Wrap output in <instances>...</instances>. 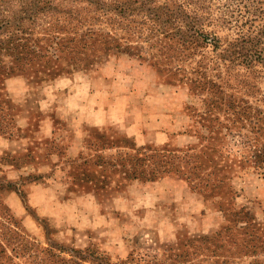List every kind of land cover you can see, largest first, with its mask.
I'll list each match as a JSON object with an SVG mask.
<instances>
[{
	"label": "rangeland",
	"instance_id": "1",
	"mask_svg": "<svg viewBox=\"0 0 264 264\" xmlns=\"http://www.w3.org/2000/svg\"><path fill=\"white\" fill-rule=\"evenodd\" d=\"M208 1L225 18L223 30L203 27L220 38L215 47L182 49L173 40L165 53L143 37L62 30L0 52V264H264V57L246 67L235 55L244 34L264 48V0ZM105 65L142 93L145 116H163L142 129L143 144L113 127L90 129L85 161L67 164L62 182L70 192L93 191L109 175L122 188L96 196L106 225L67 227L29 207L27 185L49 174L23 143L41 142L35 128L39 109L51 108L48 86L74 73L95 77ZM136 153L158 164H145L147 176L178 172L126 184L120 164ZM116 193L136 209L113 211Z\"/></svg>",
	"mask_w": 264,
	"mask_h": 264
},
{
	"label": "crops",
	"instance_id": "2",
	"mask_svg": "<svg viewBox=\"0 0 264 264\" xmlns=\"http://www.w3.org/2000/svg\"><path fill=\"white\" fill-rule=\"evenodd\" d=\"M115 72L105 65L95 77L74 73L48 86L52 94L49 97L46 93V100H49L51 108L39 109L35 128L36 137L41 142L33 145L27 140L23 143L25 147L31 145L35 160L42 163L38 171L42 175L49 174L27 185V203L39 216L65 223L67 227L81 224L101 227L107 224L109 219L102 215L93 191L79 189L70 192L69 183L62 182L66 179V165L85 161L83 154L87 150L90 129L108 132L109 127H113L132 136L136 143L139 142L137 144H143L145 135L142 129L151 131L153 124H157V117L163 116L162 113L145 116L141 105L142 93L136 87L131 90L129 85H121ZM21 126L25 127L26 122L23 121ZM27 128L30 127L27 125ZM9 142L6 140V145ZM51 146L53 151L48 152ZM128 187L138 192L141 185L133 183ZM15 197L9 194L7 198ZM110 204L118 213L136 209L135 202L127 200L123 193H116ZM26 218L29 219L26 221L28 224L35 225L32 218L28 215Z\"/></svg>",
	"mask_w": 264,
	"mask_h": 264
},
{
	"label": "trees",
	"instance_id": "3",
	"mask_svg": "<svg viewBox=\"0 0 264 264\" xmlns=\"http://www.w3.org/2000/svg\"><path fill=\"white\" fill-rule=\"evenodd\" d=\"M210 25L225 29V18L213 16L208 0H0V52L12 54L17 45L38 34L62 30H83L90 34L89 39L102 34L120 39L143 37V42H149L157 51L165 53L174 51L173 40L182 49L192 45L215 47L220 42L216 32L210 35L203 30L204 26ZM239 38L235 55L241 58L242 64L248 67L264 57V48L252 43L256 38L250 34ZM246 42L249 44L245 45ZM228 107L231 105L227 104ZM32 150L28 148L26 153L33 159ZM148 161H152L153 166L158 165L153 156L144 153L126 155L124 163L120 164L127 168L123 176L126 184L144 176V181H152L154 177L178 172L173 168L161 172L154 170L147 176L143 167ZM111 166L115 167L114 164ZM100 178L101 187L92 189L98 198L106 191L109 193L111 185L117 191L122 188L120 180L109 175Z\"/></svg>",
	"mask_w": 264,
	"mask_h": 264
}]
</instances>
